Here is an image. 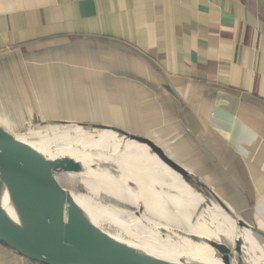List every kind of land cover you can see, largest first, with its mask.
<instances>
[{
  "label": "crops",
  "instance_id": "crops-1",
  "mask_svg": "<svg viewBox=\"0 0 264 264\" xmlns=\"http://www.w3.org/2000/svg\"><path fill=\"white\" fill-rule=\"evenodd\" d=\"M35 116L66 126L57 153L23 139L63 163L60 184L241 236L242 264H264V0H0V126ZM107 126L150 138L203 190ZM0 264L44 263L0 240Z\"/></svg>",
  "mask_w": 264,
  "mask_h": 264
},
{
  "label": "water",
  "instance_id": "water-1",
  "mask_svg": "<svg viewBox=\"0 0 264 264\" xmlns=\"http://www.w3.org/2000/svg\"><path fill=\"white\" fill-rule=\"evenodd\" d=\"M110 128L129 140L148 145L163 162L183 176L192 186L199 188V191L203 190L202 184L196 177L169 157L150 138L122 128ZM62 165L63 163L58 159L46 158L23 139L0 126L1 241L24 256L44 264H212L202 260L187 262L184 257L174 260L150 254L154 251L135 242L129 241L133 243L131 245L121 241L99 227L108 240L84 237L65 238L58 235L60 233L55 229L65 228L64 225L67 223L61 221L59 222L61 226H58V223L55 224L51 220L65 219L68 207L71 209L72 216L74 212H77L75 208L79 209V204L68 190L69 188L60 184L52 175V169ZM96 201L98 207H107L106 209L109 210L122 209L129 214H134L137 222L149 231L159 233L161 238L167 237V233L170 237H177V239L178 235H186L175 232L176 230H172L169 226L159 227L148 216L142 214V208L132 213L123 207ZM238 222L240 225H248L244 220H238ZM76 223L80 224L84 221L77 220ZM256 231L264 237V230ZM186 236L192 239L199 238L195 233H189ZM204 240L216 250L224 264H232L235 252L238 255L239 264L243 263V238L238 237L233 246L222 240L206 237Z\"/></svg>",
  "mask_w": 264,
  "mask_h": 264
},
{
  "label": "bare ground",
  "instance_id": "bare-ground-1",
  "mask_svg": "<svg viewBox=\"0 0 264 264\" xmlns=\"http://www.w3.org/2000/svg\"><path fill=\"white\" fill-rule=\"evenodd\" d=\"M16 136H18L21 139L25 138V135L19 134ZM68 190L71 192V194L73 195V197L75 199L83 201L85 203V205H83L79 209L73 207L77 210V212L73 213V216L71 215L72 214L71 209L68 207L66 209L67 215H66L65 219H58V220L53 219V220H51L55 224L58 223V226H61V225H59V222H61V221L67 223L66 225H64L65 228H58V229L54 228L55 230H57L60 233V234H58V233H56V234H58L62 237H65V238L84 237V238H103V239L108 240V238L102 234L103 232L99 230V228H100L99 221L101 219L122 221L123 218L125 217V218H127V221H131V223H135V225L138 227V229L145 231L146 233H149L154 238L161 237V235L159 233L151 232L144 225H142L140 222H136V219L134 218L133 214H129L128 212H125L122 209L109 210V209H106L107 208L106 207L103 209L113 213V215H102L97 209H95L98 207V202L96 201V198L93 195L87 194V193H82L81 191H77V190H75L76 191L75 192V191H73V189H68ZM100 208H102V207H100ZM142 214L148 216L149 219L151 221H153L155 224H157L159 227H161L162 225L163 226H169L172 230H176L175 232H178V233L182 232L186 235L189 233H195L199 237L198 239H192L186 235H178V239H177V237L175 238L172 235L171 236L173 238L170 237V234L167 233V237H165V238L170 240L171 242H173V244H174L173 247L168 252L161 253L160 251H157V250H154V249H151V248H148L147 246H145L148 249H151L154 251L153 253H150V254H157V255L167 257L170 259H174V260H179V258L184 257L187 262H191V261H195V260H202V261H206V262L212 263V264H224L222 259L220 258V256L217 254L216 250L209 243H207V241L204 240L205 237L209 238V239H215V238H211V237L205 236L203 234H200V233H197L194 231H189V232L182 231V230L170 225L167 222L159 220L158 218H155V217L145 213L143 210H142ZM78 215H79V217H78ZM77 220L84 221V223L78 224V223H76ZM88 220H90V221H88ZM239 237H241V236H239ZM216 240H219V239H216ZM179 241H183V242H179ZM199 241L203 242V245H201L200 249H199L200 244L198 245ZM127 243L133 245V243H131V242H127ZM147 253H149V252H147ZM232 264H239V259H238V255L236 254V252H235L234 257L232 258Z\"/></svg>",
  "mask_w": 264,
  "mask_h": 264
},
{
  "label": "rangeland",
  "instance_id": "rangeland-1",
  "mask_svg": "<svg viewBox=\"0 0 264 264\" xmlns=\"http://www.w3.org/2000/svg\"><path fill=\"white\" fill-rule=\"evenodd\" d=\"M29 121L27 122V125L29 123V126H26L24 130L14 131V133L28 134L29 132L26 131H31L33 132V134L26 137L39 143H42L43 139L50 141L51 137L55 135L56 129L58 127L66 128V126L62 124H54L53 122L50 121L41 120L39 116H35L33 119ZM52 138L54 141L52 143V146L48 149L52 151V153H57L59 148L62 147L63 144L61 143V140H58L59 142H56L57 140L55 139V137ZM74 144L76 143H73L72 145ZM58 145L60 146L58 147ZM57 176L61 181V183L64 184L69 189L81 191L82 193L92 194L89 190L83 189L78 182L74 183L73 179L66 172L64 171L57 172ZM75 200L78 202L79 208L85 205L83 201L77 199ZM96 200H99L105 204H113L118 207H123L132 213L137 212V210H139V208H137L136 206L127 205L118 202L117 200L111 199L102 193L99 194ZM95 209H97L102 215H113V213L106 211L103 208L97 207ZM134 218L136 219L137 222V218L135 216ZM99 226L100 228L104 229L105 231H108L110 234H112L117 239H120L121 241L135 242L140 245L147 246L148 248L160 251L161 253L168 252L174 245L173 242H169L168 239L164 237L154 238L149 233H146L145 231L138 229L135 223H131V221H127V218L125 217L123 218L122 221L101 219L99 221Z\"/></svg>",
  "mask_w": 264,
  "mask_h": 264
}]
</instances>
